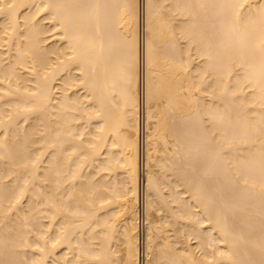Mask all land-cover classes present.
<instances>
[{"label":"bare ground","instance_id":"bare-ground-1","mask_svg":"<svg viewBox=\"0 0 264 264\" xmlns=\"http://www.w3.org/2000/svg\"><path fill=\"white\" fill-rule=\"evenodd\" d=\"M0 264H264V0H0Z\"/></svg>","mask_w":264,"mask_h":264}]
</instances>
